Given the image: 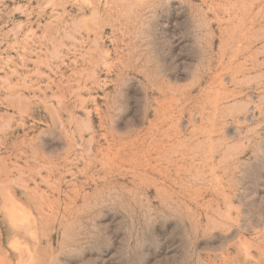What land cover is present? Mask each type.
Instances as JSON below:
<instances>
[{
	"label": "rangeland",
	"instance_id": "rangeland-1",
	"mask_svg": "<svg viewBox=\"0 0 264 264\" xmlns=\"http://www.w3.org/2000/svg\"><path fill=\"white\" fill-rule=\"evenodd\" d=\"M0 264H264V0H0Z\"/></svg>",
	"mask_w": 264,
	"mask_h": 264
}]
</instances>
